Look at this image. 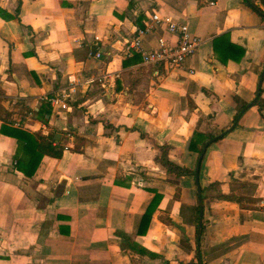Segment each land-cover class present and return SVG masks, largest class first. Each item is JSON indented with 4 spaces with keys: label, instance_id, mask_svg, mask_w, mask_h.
Masks as SVG:
<instances>
[{
    "label": "crops",
    "instance_id": "0c3cea01",
    "mask_svg": "<svg viewBox=\"0 0 264 264\" xmlns=\"http://www.w3.org/2000/svg\"><path fill=\"white\" fill-rule=\"evenodd\" d=\"M215 1L0 0V129L65 148L26 175L24 145L0 135V264H264V18L249 0ZM153 12L203 40L188 70L156 75L124 57ZM105 70L121 72L108 92L78 85L66 111L41 101ZM224 132L196 177L191 140ZM164 149L192 174L168 171Z\"/></svg>",
    "mask_w": 264,
    "mask_h": 264
},
{
    "label": "built area",
    "instance_id": "2783aa9c",
    "mask_svg": "<svg viewBox=\"0 0 264 264\" xmlns=\"http://www.w3.org/2000/svg\"><path fill=\"white\" fill-rule=\"evenodd\" d=\"M207 2L210 6H216L215 0H207ZM159 31L166 32L168 36L158 35L156 38L157 47L151 50L147 49L145 47L147 38ZM202 42L201 38L190 31L185 20L176 19L169 14L161 15L153 12L148 15L144 25L137 27L133 36L126 40L124 57L139 56L141 64L154 69L156 75H161L160 72L163 71L188 70L187 62L196 55ZM94 57L101 59L102 53L96 52ZM189 71L193 73V70L190 69ZM120 73V71L105 70L78 82L76 79L70 78L67 89L60 90L54 96H43L41 101L49 102L54 110L66 111L69 109L68 103L72 95L77 92L78 85L97 84L103 91L108 92L120 79ZM68 136L70 139L74 138L71 133Z\"/></svg>",
    "mask_w": 264,
    "mask_h": 264
},
{
    "label": "trees",
    "instance_id": "16d2710c",
    "mask_svg": "<svg viewBox=\"0 0 264 264\" xmlns=\"http://www.w3.org/2000/svg\"><path fill=\"white\" fill-rule=\"evenodd\" d=\"M259 3L264 6V0H259ZM248 5L254 9L256 12H258L262 17L264 18V11L261 9L260 5L257 4V2L249 0ZM257 105L260 106V109L262 108V104L258 101ZM7 135L10 137H13L18 140V142L21 145H24L25 152L28 155V160L27 161H22L20 162L21 164L18 165V167L26 174V175H32L38 165L41 159L45 156H51L56 159L62 158L64 154V146L61 144L60 141L57 140V138L54 135H49L45 136L42 134H31L30 132H27L25 130L19 129V128H13V127H8V126H3L0 129V135ZM196 136L191 140L190 143V150L195 151L197 153H201L204 145L206 144L207 141L212 140L215 138L214 135H202V134H195ZM225 136L222 138L217 139L215 142L220 141L223 139ZM163 154L161 157V161L168 168V171L174 172L178 176H183V175H189L192 174V171L179 167L172 163L171 161L168 160L167 157V151L164 149L162 150ZM160 196L156 195L154 200L152 201L151 205L148 207L141 223V228H140V233H145L149 223L152 218V214L154 212V208L156 205V202ZM225 199L228 200H235L238 203H240L241 206L243 207H251L257 203H259L261 200L259 198H251V197H244V196H236L235 194L225 196ZM247 201V204H244L243 202ZM199 215H200V207L197 208V220L199 221Z\"/></svg>",
    "mask_w": 264,
    "mask_h": 264
},
{
    "label": "water",
    "instance_id": "95a60500",
    "mask_svg": "<svg viewBox=\"0 0 264 264\" xmlns=\"http://www.w3.org/2000/svg\"><path fill=\"white\" fill-rule=\"evenodd\" d=\"M263 75H264V74H263ZM234 127H235V126H234ZM225 133H226V132H224L223 134H221V135L218 136V137L213 138L212 140H210L209 142H207V143L204 145L203 150H202L201 155H200V158H199L198 166H197L196 171H195V175H196V177H198V174H199V167H200V162H201V160H202V158H203V156H204V154H205V152H206L207 147H208L212 142H215L217 139L222 138L223 136H225ZM199 193H200V195H202V190H201V188H199ZM199 203H200V208H201V210H200V215H199V223H198V233H199V238H200V234H201L202 227H203V211H202V199H201V198H200V200H199ZM200 261H201V258H200Z\"/></svg>",
    "mask_w": 264,
    "mask_h": 264
}]
</instances>
